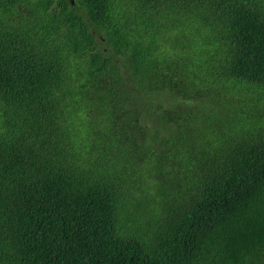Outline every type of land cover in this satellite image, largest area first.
Segmentation results:
<instances>
[{"label":"trees","instance_id":"16d2710c","mask_svg":"<svg viewBox=\"0 0 264 264\" xmlns=\"http://www.w3.org/2000/svg\"><path fill=\"white\" fill-rule=\"evenodd\" d=\"M0 264H264V0H0Z\"/></svg>","mask_w":264,"mask_h":264},{"label":"rangeland","instance_id":"374dc122","mask_svg":"<svg viewBox=\"0 0 264 264\" xmlns=\"http://www.w3.org/2000/svg\"><path fill=\"white\" fill-rule=\"evenodd\" d=\"M95 170V169H94Z\"/></svg>","mask_w":264,"mask_h":264}]
</instances>
